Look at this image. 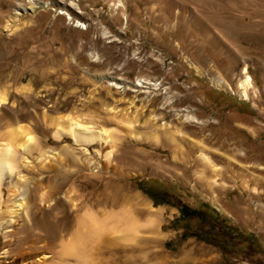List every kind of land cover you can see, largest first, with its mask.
Wrapping results in <instances>:
<instances>
[{"label": "rangeland", "instance_id": "rangeland-1", "mask_svg": "<svg viewBox=\"0 0 264 264\" xmlns=\"http://www.w3.org/2000/svg\"><path fill=\"white\" fill-rule=\"evenodd\" d=\"M43 2L49 8L3 32L15 9L31 3L0 0V92L23 125L38 115L30 126L37 151L16 149L23 181L0 190L2 224L20 200L31 207L33 235L19 245L1 227L0 264H57L61 241H70L87 206L134 204H114L118 192L140 195L163 218L144 255L132 241L134 251L116 264H264V0ZM245 66L249 100L238 92ZM139 81L158 90L137 88ZM50 110L58 122L50 123ZM70 120L114 136L112 159H105L111 145L56 138ZM6 123L2 146L12 142ZM130 128L144 136L169 129L175 139L146 143ZM110 239L103 232L86 241L85 264H112L119 243Z\"/></svg>", "mask_w": 264, "mask_h": 264}, {"label": "bare ground", "instance_id": "bare-ground-1", "mask_svg": "<svg viewBox=\"0 0 264 264\" xmlns=\"http://www.w3.org/2000/svg\"><path fill=\"white\" fill-rule=\"evenodd\" d=\"M29 3H31L30 7H23L20 5V6H18V8L15 9L14 13L8 18L7 24H6L3 32H8V31L14 30L15 27H17L16 25H18V23H20L21 17H23L24 15H27L29 13L36 11V9H38L39 7L49 8V6H50L49 3L43 2V0H29ZM75 6L77 7V5H75ZM117 7L122 8L123 5L118 4ZM61 15H65V13L61 12ZM66 16L69 18V21L72 20V18L68 14ZM125 17H126V15H125ZM216 41L218 42L217 39H216ZM218 44H220V42ZM220 48H221V46H220ZM185 61L189 65V67L191 69H193L198 75H200V76L204 75L203 72L200 70V68H198L188 58H185ZM143 85H146V87H151L153 90H158V84L148 82V81H143V82L139 81L138 84L136 85V87L137 88H146V87H143ZM216 87L219 88L220 90L221 89L223 90L226 86H225L223 81L218 80ZM252 88H253L252 87V79L248 75L247 68L245 66L243 69V72L241 74V77L239 79V85H238L239 91L238 92L242 98H244L245 100H249L250 99L249 93L252 90ZM3 93L0 92V121L7 122L6 123L7 124V130L11 134V137H12V142L10 145L14 149L13 159H14L15 167L13 168L12 171H8L7 168L5 167V161L8 159V157L6 156L4 149L9 143L5 144V146H2L3 144L0 145V190L2 188V184H7L10 187L16 188L15 184L18 181H23V176L22 177L20 176L23 166H21V164H20V157L17 154L16 149H18V147H19L22 151H24V154H26L28 157H30V155L33 152L37 151V148L32 146L33 137L31 135L30 126L35 122V119L38 118V115H37V118H35V119L31 116L27 117L28 124L23 125L22 123H20L19 119L15 116V114H13L11 111L6 110L7 97ZM46 113H47V111H46ZM50 113H51L49 116L50 123H56L60 120V118H59L60 116L58 117L57 113L55 111L50 110ZM43 116L45 117V114ZM80 121L70 120V121H68V124L65 126L58 125V129L56 130L54 136L56 138L62 139L63 138L62 136L64 134H69L76 144L81 145V146H86V147L87 146L91 147V146L96 145V144H98V145H101V144L111 145L112 151L108 152L106 154V158H105L106 160L107 159L111 160L112 157L114 156L113 155L114 154V148L116 145L115 137L114 136L112 137L111 134L103 128H100L99 130H95L93 127L85 125V123L83 124L82 123L83 121L82 122H80ZM186 121L198 122L193 117H189L188 115L186 116ZM96 129H97V127H96ZM131 129H133V128H130V130ZM135 130L136 129L131 130V132L134 131V133L132 132L133 136L136 139H140V140L145 141L146 143H151V140H154V143L155 142L158 143L159 142L158 139L161 136L167 137L168 140L172 141V142L175 139L174 135L172 134L171 130H169V129H164V130L156 129V130H153L152 132L148 133L150 135H145V136H144L145 133L144 134L138 133V132L136 133ZM29 137H31V139H29ZM66 137H67V135H66ZM16 146H17V148H16ZM26 155L24 157H26ZM33 157H34V155H33ZM41 158H43V155ZM204 158H205L206 164H207V166H206L207 168L206 167L205 168L208 169L209 165H211L212 163L209 161V159L207 157H204ZM32 159H34V158H32ZM21 163H22V161H21ZM29 166H31V165H29ZM29 166H27V167H29ZM215 168L216 167H214V166L212 168L214 170V172L217 171V169H215ZM0 197H2L1 192H0ZM120 201H127V202H133L134 201V204L131 206H127V207H122L120 210L108 211L107 209H104L103 212H99L98 210H95L92 206H87L83 215L78 217V222L76 225L77 228L71 234V236H72V237H70L71 239H68L70 241L67 242V244H65V241L62 240L64 243H62V241H61V244L60 243H59L60 245L58 244L59 248L62 245L63 246H77V245L85 246V244L87 243L86 241H88V240L95 241V238H97L103 232H108L111 235L110 242L112 244L119 243V249L109 251L110 263L116 264L117 260H120L122 258H126L130 252H133L134 251V247H133L134 245L133 246H132V244L130 245V242H132V241H138V247L140 249V253L141 254H143V252L145 253L146 252L145 246H147L151 240L157 239L159 237L158 236L159 235L158 223L162 217V213L161 212L155 213V212L151 211V208L145 203V201L141 198L140 195H130V194L125 193V192H122V193L118 192L113 197V203L117 204ZM13 205H14V209L11 211L9 210V212L11 213V221H8L7 222L8 224L3 225L2 224L3 220L0 217V228L1 227L4 228L6 226L5 228L9 229L7 231L6 236L9 238V240L16 239L18 244L20 245L25 240L29 239L33 235L32 217L30 214V210H31L30 208L31 207L29 208L30 209L29 210L27 204L24 202L22 203L20 200H16L15 203H13ZM216 206L218 208H220L218 205H216ZM52 209H53V207H52ZM144 218H146V219L143 220ZM13 225H14V227H13ZM15 226H17V227L15 228ZM12 227L15 229L14 230L10 229ZM58 245H57V247H58ZM56 256L58 257L57 258V260H58L57 264H85V262H87L89 260L88 254L83 259H78V258H74V257H70V256H60V255H58V253H55L54 258ZM49 258H50V256H49ZM55 262H57V261H55ZM55 262L49 263V264H55Z\"/></svg>", "mask_w": 264, "mask_h": 264}, {"label": "clouds", "instance_id": "clouds-1", "mask_svg": "<svg viewBox=\"0 0 264 264\" xmlns=\"http://www.w3.org/2000/svg\"><path fill=\"white\" fill-rule=\"evenodd\" d=\"M4 152L8 159L5 161V167L8 171H12L15 167L14 163V149L11 145H7L4 149ZM88 250L86 246L77 245V246H61L58 249V255L60 256H70L78 259H83L87 256Z\"/></svg>", "mask_w": 264, "mask_h": 264}, {"label": "trees", "instance_id": "trees-1", "mask_svg": "<svg viewBox=\"0 0 264 264\" xmlns=\"http://www.w3.org/2000/svg\"><path fill=\"white\" fill-rule=\"evenodd\" d=\"M187 211H189V208H185V207H184V208L181 209V220H182V221H184V220L186 219L184 215H185V213H187ZM191 211H192V210H191ZM214 212H216V211L214 210ZM216 213H217V212H216Z\"/></svg>", "mask_w": 264, "mask_h": 264}, {"label": "snow or ice", "instance_id": "snow-or-ice-1", "mask_svg": "<svg viewBox=\"0 0 264 264\" xmlns=\"http://www.w3.org/2000/svg\"><path fill=\"white\" fill-rule=\"evenodd\" d=\"M29 139H31V137H29Z\"/></svg>", "mask_w": 264, "mask_h": 264}]
</instances>
